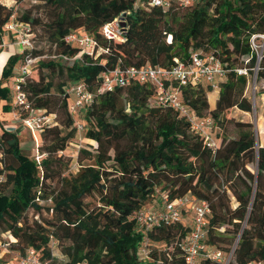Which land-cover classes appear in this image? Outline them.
<instances>
[{"label":"trees","instance_id":"1","mask_svg":"<svg viewBox=\"0 0 264 264\" xmlns=\"http://www.w3.org/2000/svg\"><path fill=\"white\" fill-rule=\"evenodd\" d=\"M34 1L43 4L44 20L30 10L14 15L12 7L0 2V55L1 35L11 18L26 23L33 40L32 48L10 54L3 65L0 101H6L2 110H11L3 83L24 57L36 58L21 88L32 109L51 121L39 129L42 142L37 146L45 153L40 159L24 154L15 131L0 126V241L8 232L11 248L20 255L32 248L40 264H184L181 246L190 223L183 220L190 211L183 208L181 220L150 229L134 217L159 201L158 190L169 200L190 195L208 201L205 243L230 255L228 264L264 262V143L258 142L252 123L227 115L234 107L252 108L245 92L256 65L250 37L264 33V0L173 1L167 7L149 0ZM122 15L124 40L103 36L102 25ZM38 24L53 47L49 53L34 44L33 26ZM76 30L87 32L105 51L72 60L60 57L78 53L79 47L64 40ZM192 50L213 53L226 70L212 108L207 83L178 87L191 112L212 118L215 146H208L183 115L157 104L153 85L133 80L96 93L77 115L83 128L86 124L89 143L78 150V167L69 171L62 154L79 129L77 116L69 111L68 84L83 81L96 92L103 70L115 65L169 67L175 59L187 62ZM236 68L247 73L238 74ZM256 76L264 79V56ZM229 124L237 130L234 137L225 132ZM31 209L49 217L30 221ZM52 244L63 262L52 255ZM198 263L222 264L209 257ZM0 264H5L1 257Z\"/></svg>","mask_w":264,"mask_h":264},{"label":"built area","instance_id":"2","mask_svg":"<svg viewBox=\"0 0 264 264\" xmlns=\"http://www.w3.org/2000/svg\"><path fill=\"white\" fill-rule=\"evenodd\" d=\"M177 2L181 5H188L195 0H149V3L156 6L167 7L171 2ZM13 17V15H12ZM126 25L123 15L104 23L101 27L103 36L109 39L124 40ZM9 34L14 35L15 44L19 48V53L24 49H30L33 46L32 32L26 23L15 21L13 18L4 25V31L1 35L4 46L5 37ZM67 43L79 47L78 53L73 57L60 55L65 60L79 58L81 54L96 56L105 51L87 32L83 30L72 31L64 38ZM250 45L255 54L256 65L253 68V77H256L258 64L264 56V33H255L250 37ZM36 58L24 57L21 64L18 65L16 73L12 76L11 96L12 105L16 112L14 116L25 127L31 131H38L43 123L51 121L50 116L43 115L37 110H33L30 103L22 91L21 83L25 81L31 66ZM238 74H246L245 68H236ZM1 73V71H0ZM226 70L221 61L211 52L201 50H192L189 60L183 62L175 59V63L169 67L145 64L140 67H120L115 65L110 69L99 73L100 85L96 92L90 91L83 81H75L68 84L66 92L70 95L69 111L76 117L80 111L87 105H90L96 93L112 89L115 86H126L133 80L146 82L153 85L157 104L169 107L179 114L183 115L190 123L191 128L200 134L208 146L216 145V138L210 134L213 126V120L210 116L197 117L182 102L178 94V87L199 83H207L212 90H217L219 84L225 79ZM3 85H6L4 82ZM26 113L25 117L20 112ZM17 113V114H16ZM79 130L83 128L82 123L76 120ZM210 130V132H209ZM159 193V201L148 207L138 210L134 217L137 223L144 229L159 227L165 222L182 219V209L190 211V228L181 246L184 254V264H199L200 257H209L220 261L222 264H228L230 255L224 257L220 251L210 249L205 243L207 215L209 213V203L205 199L184 195L180 198L169 200L167 194ZM140 254H147V238L144 239ZM17 264H40L39 257L32 248L25 251L23 255L18 254ZM85 264V263H78ZM247 264H264L262 261H250Z\"/></svg>","mask_w":264,"mask_h":264},{"label":"rangeland","instance_id":"3","mask_svg":"<svg viewBox=\"0 0 264 264\" xmlns=\"http://www.w3.org/2000/svg\"><path fill=\"white\" fill-rule=\"evenodd\" d=\"M0 2L4 3L8 7H12L14 15L20 14L24 10H30L32 15L39 16L43 19V16H44V11L42 7L43 4L38 1L0 0ZM33 31H34V44L36 48L41 49L43 52H46V53L51 52L53 50V47H51V45L47 41L41 24L34 25ZM2 48H3L2 50L3 54L0 55V66L3 65L8 55V51L6 50L7 47L4 46ZM13 53H17L16 50H14ZM17 67L18 65L14 68V71H13L14 73H16ZM10 78H12V76ZM248 80L249 81H248V84L246 85L245 92L252 102L251 111L245 112V111H242L234 107L228 111L227 115L234 120L247 121V122L252 123L257 133L258 142L264 143V115H262V110H264V79L258 78L257 76L254 78L252 76ZM212 95L213 94L211 93L210 96ZM210 96H208V93H207V100H208V97ZM4 102L6 101L4 100L0 101V126L6 124L5 126L14 130L15 129L14 125H17L19 122L16 116H14V112L16 111L13 108V106H11V110L9 111L2 110L1 107L4 104ZM9 103L12 104L11 98L9 100ZM77 119L82 121L79 116H77ZM85 130H86V124L83 129L77 130L75 137L67 144L66 148L63 151L62 156L64 157V159L68 160L69 162V171L74 172L75 169L78 167L77 165L78 150L81 147H86L89 143V139H87L84 135ZM217 132H219V135L221 134L220 133L221 131L217 130ZM225 132L227 133L229 137H234L237 134V130L235 126H233L232 124L226 125ZM16 134L19 139V147L21 151L24 154H26L28 157H32V158L34 157L36 159H40L41 155H45V153L42 152L41 147L37 146L38 143L40 145V143L42 142V140L39 137L38 131L34 132V131H31L28 127H24V128L21 127L17 131ZM210 134L214 136V133L210 132ZM250 168H253V166L250 165ZM48 182L51 183V185H55V180H48ZM27 215L30 221H32L33 219L42 220L43 218L49 217V214L46 213V211L44 210H42V212L36 213L33 209H31L27 212ZM183 221L186 224L190 223V220L189 218H187L186 215L184 216ZM11 239L12 238L10 234L8 232H5L3 234L2 240L0 241V257L2 258L5 264H17L18 263L19 252L11 248V245H10ZM51 251H52V255L56 257L57 261L63 262V256L60 254V251L56 247L55 244H52Z\"/></svg>","mask_w":264,"mask_h":264},{"label":"crops","instance_id":"4","mask_svg":"<svg viewBox=\"0 0 264 264\" xmlns=\"http://www.w3.org/2000/svg\"><path fill=\"white\" fill-rule=\"evenodd\" d=\"M4 46H6L7 47V51H8V55H7V57H6V59H5V61H4V63H3V65L5 64V62H6V60H7V58L9 57V55L10 54H13V52H14V50H16V52L17 53H19V48H18V46L15 44V37H14V35H12V34H9V35H7L6 37H5V40H4ZM3 46V47H4ZM3 65L2 66H0V71H1V69H2V67H3ZM12 81H13V79L12 78H9L8 80H6L5 81V83H6V86L9 88V91H10V96L12 95L11 94V83H12ZM213 94L212 96H210V94ZM217 95H218V91L216 90H212V91H210V92H208V96H210V97H208V102H209V105H210V107L212 108L213 106H214V104H215V100H216V98H217ZM11 100H12V96H11ZM5 103V102H4ZM11 106H13L12 104H11ZM13 122V121H12ZM6 125V124H5ZM15 126V129L13 130V131H15V133H17V131L21 128V127H25L22 123H20V121L18 122V124L17 125H14ZM9 128V127H8Z\"/></svg>","mask_w":264,"mask_h":264}]
</instances>
